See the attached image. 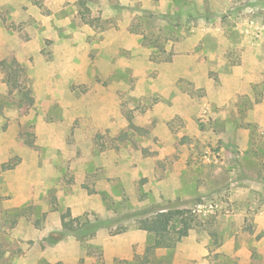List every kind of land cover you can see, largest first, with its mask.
Listing matches in <instances>:
<instances>
[{"label": "rangeland", "instance_id": "374dc122", "mask_svg": "<svg viewBox=\"0 0 264 264\" xmlns=\"http://www.w3.org/2000/svg\"><path fill=\"white\" fill-rule=\"evenodd\" d=\"M150 206L145 264H264V0H0V264H143Z\"/></svg>", "mask_w": 264, "mask_h": 264}, {"label": "trees", "instance_id": "16d2710c", "mask_svg": "<svg viewBox=\"0 0 264 264\" xmlns=\"http://www.w3.org/2000/svg\"><path fill=\"white\" fill-rule=\"evenodd\" d=\"M17 64V62H15ZM14 81L17 80L16 71L14 72ZM70 215V212H69ZM128 215H135V226L146 230L152 235L150 243L146 247L144 261L145 264L149 260V256L158 248H166L175 246L182 238L189 234L194 221V214L186 208H156L150 206L148 208L136 210ZM91 222H83L81 227L89 226ZM102 226V223L98 224ZM64 228L69 231L77 229L73 219L65 221ZM126 229L124 226L123 230ZM121 230V231H123ZM55 264H64L58 262Z\"/></svg>", "mask_w": 264, "mask_h": 264}]
</instances>
